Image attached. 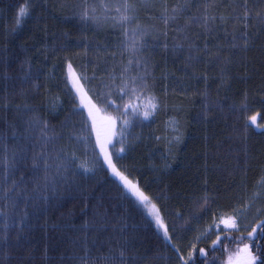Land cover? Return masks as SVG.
<instances>
[{
  "label": "trees",
  "instance_id": "16d2710c",
  "mask_svg": "<svg viewBox=\"0 0 264 264\" xmlns=\"http://www.w3.org/2000/svg\"><path fill=\"white\" fill-rule=\"evenodd\" d=\"M69 68L169 241L105 167ZM262 181L264 0H0V264H226L262 223L216 225Z\"/></svg>",
  "mask_w": 264,
  "mask_h": 264
},
{
  "label": "rangeland",
  "instance_id": "374dc122",
  "mask_svg": "<svg viewBox=\"0 0 264 264\" xmlns=\"http://www.w3.org/2000/svg\"><path fill=\"white\" fill-rule=\"evenodd\" d=\"M68 77L72 89L80 101V105L82 109L87 113L89 120L92 124V129L96 139L97 149L101 159L104 162L105 167L108 169L110 174L115 179L120 181L121 184L127 189V191H129L131 195H133V193L129 190L126 184L120 179L119 176L115 175L113 171V166H114L115 170L119 172L118 168H116L113 162V152H114L113 147L115 144V140L117 139V127H118L115 118L107 115L105 112L101 111L95 105V103L92 101V99L85 91L81 81L79 80L78 76L75 74L72 68H69L68 70ZM168 130L171 132L173 137L171 143L176 142L180 139L181 134L179 133V127L176 121L171 120L168 123ZM69 152H70L69 155L72 157V160L77 162L79 168L84 172H88L90 166H88V163L85 162L86 160L84 159L85 156H87L88 154L85 155L82 149H78V148H73L69 150ZM122 175L126 177L124 174ZM126 178L129 181H131L128 177ZM131 182L138 188L136 183H134L133 181ZM133 196L136 199H138L137 196L135 195ZM139 202L141 201L139 200ZM142 205L145 211L147 212V214L149 215V217L155 223L156 227L158 228L162 236L167 241H169L168 231L158 207L149 201L143 202ZM153 205L155 206L154 208ZM263 214H264V181H262L259 184L257 192L252 197V202L250 206L243 212L240 221L241 227L246 231L251 230L252 228L256 229V227L258 226V222L261 220ZM250 250L251 249H248V247H246L244 249L242 248L241 250H239V252H235L231 254L226 264H252V258L254 256L256 258L258 257L256 255L257 247H255L254 251H251V255L248 254Z\"/></svg>",
  "mask_w": 264,
  "mask_h": 264
},
{
  "label": "snow or ice",
  "instance_id": "6c2138e0",
  "mask_svg": "<svg viewBox=\"0 0 264 264\" xmlns=\"http://www.w3.org/2000/svg\"><path fill=\"white\" fill-rule=\"evenodd\" d=\"M175 11V10H174ZM27 15V9L26 8H21L18 12V20L17 22L19 23V20L22 19L24 16ZM86 15V13H85ZM125 19H127V17H124ZM247 18V13L245 14V19ZM246 27V25H245ZM153 108L155 107V105L152 106ZM145 115L147 116V113H145ZM252 122L255 123V117L252 118ZM113 171L114 174L119 176L120 179L126 184V186L129 188V190L133 193V195L137 196V198L143 203V202H148L149 198L147 196H145L134 184H132L131 181H129L126 177H124L121 173H119L118 171L115 170V167L113 166ZM155 206L153 205V208ZM264 223V222H262ZM232 227H236V225L233 223ZM259 227V226H258ZM254 231V230H253ZM262 231H264V229H262ZM249 236H253V232L249 233ZM259 250V249H258ZM257 258L253 257L252 258V264H255V260Z\"/></svg>",
  "mask_w": 264,
  "mask_h": 264
},
{
  "label": "bare ground",
  "instance_id": "6f19581e",
  "mask_svg": "<svg viewBox=\"0 0 264 264\" xmlns=\"http://www.w3.org/2000/svg\"><path fill=\"white\" fill-rule=\"evenodd\" d=\"M91 172V169L89 168V171L88 172H86V173H90ZM225 228H229L230 227V224H227V225H225L224 226ZM219 228V227H218Z\"/></svg>",
  "mask_w": 264,
  "mask_h": 264
},
{
  "label": "flooded vegetation",
  "instance_id": "af4514ba",
  "mask_svg": "<svg viewBox=\"0 0 264 264\" xmlns=\"http://www.w3.org/2000/svg\"><path fill=\"white\" fill-rule=\"evenodd\" d=\"M258 253H260V252H258ZM259 256H261V257H264V255L262 254V253H260V255Z\"/></svg>",
  "mask_w": 264,
  "mask_h": 264
}]
</instances>
